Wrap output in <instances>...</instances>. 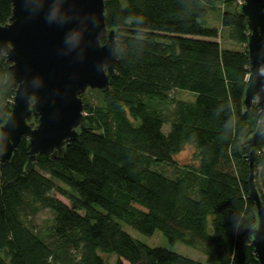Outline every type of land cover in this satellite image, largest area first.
Segmentation results:
<instances>
[{
	"label": "trees",
	"instance_id": "1",
	"mask_svg": "<svg viewBox=\"0 0 264 264\" xmlns=\"http://www.w3.org/2000/svg\"><path fill=\"white\" fill-rule=\"evenodd\" d=\"M239 5L104 0L118 55L109 87L96 90L102 101L80 94L86 128L55 158L37 155L28 172L27 135L10 161L0 162V264H108L101 253L115 255L112 264H258L250 245L257 215L246 141L263 115L256 100L247 109L242 103L249 59ZM211 8H221V25L231 27L240 50L223 47L220 30L204 24ZM10 14V0H0V23ZM8 65L0 51V125L16 88ZM178 88L194 97L175 98ZM187 143L197 163L177 165L174 155ZM254 151V182L264 204V132ZM157 163L176 173L153 168ZM40 208L53 213L46 235L28 222ZM119 221L145 235L158 229L170 244L206 257L149 246Z\"/></svg>",
	"mask_w": 264,
	"mask_h": 264
},
{
	"label": "water",
	"instance_id": "2",
	"mask_svg": "<svg viewBox=\"0 0 264 264\" xmlns=\"http://www.w3.org/2000/svg\"><path fill=\"white\" fill-rule=\"evenodd\" d=\"M11 14L0 23V51L9 61L16 88L10 112L0 125V162L8 163L22 135H27L25 170L39 154L52 158L66 141L86 128L87 87L105 90L115 71L118 46L113 28L105 23L104 0H10ZM247 26L249 71L242 103L256 100L263 115L246 143L250 147L249 194L257 223L250 245L264 264V204L254 182V146L264 132V0H240ZM104 38V41L102 39ZM33 112L35 123L29 121Z\"/></svg>",
	"mask_w": 264,
	"mask_h": 264
},
{
	"label": "rangeland",
	"instance_id": "3",
	"mask_svg": "<svg viewBox=\"0 0 264 264\" xmlns=\"http://www.w3.org/2000/svg\"><path fill=\"white\" fill-rule=\"evenodd\" d=\"M220 12L221 8H211L209 10V14L204 22L207 26L216 27L220 30L219 33V40L223 47L231 48L240 50L243 47L242 43H239L231 36V27L230 26H222L220 22ZM98 90V88H90L87 87L85 91L83 92V96L87 101L93 102V103H100L102 101V95ZM172 95L175 98H183V99H192L194 97V93L188 90L183 89H174L172 91ZM29 121L35 123L36 121H33L30 119ZM163 131L167 132L169 130V124L165 123L163 125ZM194 151L195 148L191 144H185L183 149L180 150L178 153L174 155V159L176 161L177 165H186V164H196L197 161L194 159ZM153 168L163 171L164 173L168 175H174L176 173L175 167L170 164H161L157 163L156 165H153ZM58 184H61V182L57 181ZM54 194L56 197L64 201L65 203L69 204V200L60 194L57 191H54ZM82 212V211H81ZM52 217L53 213L51 210L47 208H40L35 214L31 215L28 218L29 224H31L35 230L39 231L42 235H46L49 232L50 225L52 224ZM122 228L127 231L132 237L146 243L149 246H161L166 247L171 250H174L180 254L186 255L193 259H199L204 260L205 254L202 253L200 250H197L193 247H190L188 245H185L181 242H176L175 244H170L166 238V236L160 231L155 230L153 234L151 235H145L137 230L133 229L129 225L125 224L122 221H119ZM103 257L106 259L108 264H112L115 261V255L113 254H105L101 253ZM123 264H129L126 260H123Z\"/></svg>",
	"mask_w": 264,
	"mask_h": 264
}]
</instances>
